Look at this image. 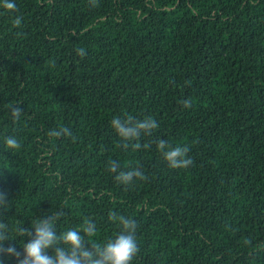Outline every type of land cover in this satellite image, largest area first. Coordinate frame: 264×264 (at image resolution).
I'll return each instance as SVG.
<instances>
[{
  "label": "trees",
  "instance_id": "trees-1",
  "mask_svg": "<svg viewBox=\"0 0 264 264\" xmlns=\"http://www.w3.org/2000/svg\"><path fill=\"white\" fill-rule=\"evenodd\" d=\"M0 264H264V0H0Z\"/></svg>",
  "mask_w": 264,
  "mask_h": 264
}]
</instances>
